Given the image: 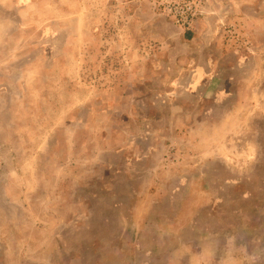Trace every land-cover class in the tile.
<instances>
[{
    "label": "rangeland",
    "instance_id": "374dc122",
    "mask_svg": "<svg viewBox=\"0 0 264 264\" xmlns=\"http://www.w3.org/2000/svg\"><path fill=\"white\" fill-rule=\"evenodd\" d=\"M0 264H264V0H0Z\"/></svg>",
    "mask_w": 264,
    "mask_h": 264
}]
</instances>
